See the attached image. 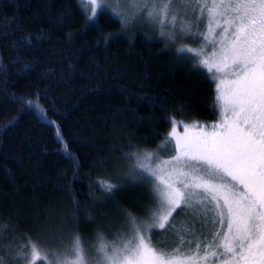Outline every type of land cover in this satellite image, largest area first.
I'll list each match as a JSON object with an SVG mask.
<instances>
[{
  "label": "trees",
  "instance_id": "trees-1",
  "mask_svg": "<svg viewBox=\"0 0 264 264\" xmlns=\"http://www.w3.org/2000/svg\"><path fill=\"white\" fill-rule=\"evenodd\" d=\"M91 15L83 0H0L6 262L23 246L37 244L44 256L47 240L70 244L77 234L92 248L97 227L112 233L125 211L144 219L151 192L121 175L127 155L168 158L176 152L174 127L218 118L215 81L189 51L143 22L118 19L108 6ZM106 183L117 187L108 193ZM186 212L171 217L181 235ZM183 236L200 244L211 237L200 230ZM31 251L19 264H32ZM49 257L35 264H51Z\"/></svg>",
  "mask_w": 264,
  "mask_h": 264
},
{
  "label": "snow or ice",
  "instance_id": "snow-or-ice-1",
  "mask_svg": "<svg viewBox=\"0 0 264 264\" xmlns=\"http://www.w3.org/2000/svg\"><path fill=\"white\" fill-rule=\"evenodd\" d=\"M92 5L93 20L97 10L108 5L109 0H87ZM116 7L110 11L118 19V8L131 3L138 14H147L150 20L161 26L171 25L173 33L193 39L202 37L203 47L219 43L218 63L202 65L226 71L233 79L227 82L222 96L225 113H230L219 125L221 131L201 132L196 137L177 138V155L162 164H180L188 171L173 169L176 179L160 177L163 167L153 168L149 163H138L139 175L153 184L154 199L158 208H166L160 215L153 210L152 224L141 222L129 213L132 224L130 237L122 246L100 243L89 248L77 234L70 244L61 241L60 250H52L40 255L35 244L23 246L21 253L12 261H5L0 255V264H19L28 260L24 255L32 249V264L36 260L52 256L51 264H206L209 255L223 259V264H264V0H112ZM199 9V15H196ZM135 15V14H134ZM205 16L208 18L207 33L193 31L199 28ZM194 18V19H192ZM220 28L219 39H215V29ZM163 34V32H162ZM210 36L213 37L210 39ZM191 51V49H180ZM221 83H224L223 81ZM29 106L31 102H28ZM215 129L217 125H212ZM170 143L166 138L163 149ZM155 158L153 153H145L144 160ZM223 181L215 183L214 181ZM187 181V182H186ZM230 181V182H227ZM180 184L181 188L175 185ZM243 191H237L238 187ZM116 185L106 183L103 189L111 193ZM204 194V199H197ZM210 198V199H209ZM222 201V204H221ZM215 205L208 207L207 205ZM178 209H192L202 228L218 223L220 229L209 230L212 243L201 252L200 242L186 241L174 223L173 213ZM187 214V212H186ZM203 217L202 220L199 218ZM166 226L179 237V245L166 250L154 244L152 233L165 230ZM194 228V225H193ZM226 229V230H224ZM185 234L193 229L184 227ZM103 240V237H100ZM196 243L195 254L183 251L185 244ZM95 251V258L92 253Z\"/></svg>",
  "mask_w": 264,
  "mask_h": 264
},
{
  "label": "rangeland",
  "instance_id": "rangeland-1",
  "mask_svg": "<svg viewBox=\"0 0 264 264\" xmlns=\"http://www.w3.org/2000/svg\"><path fill=\"white\" fill-rule=\"evenodd\" d=\"M87 6V8L90 10V13L92 14V5H90L87 0H83ZM209 3H211V0H209ZM110 9L112 7H116V4L112 2V0H109V3L107 5ZM103 8V7H102ZM99 10V9H98ZM97 10V11H98ZM118 10L121 12V18H123L124 20L127 21H131L132 22H137L140 21L141 23L143 22L146 25L151 26L153 29H156L160 34H164V37L171 41V42H175L177 43L176 48L180 49L181 47H184L185 49H191V51H189L188 53L192 55L193 58H195L196 62L198 63V65L203 68L204 70L208 71L209 73H211L212 78L215 81V85H216V105L218 108V118L216 121L213 122H195L192 121L189 124H186L183 128H179L178 126L174 127L172 129V131L170 132V137L172 138V141H174L176 143L177 138H181V140H183L184 137H196L198 136L201 132L204 133H212L213 131H221L219 125H221L224 120L226 118H230L231 114L230 113H225L224 111V101L223 99H218V97L222 96L224 93V89L227 86V82L231 79H233V77L230 74H226V71H217L216 68L213 66L211 67V70H209V66H204L202 65V61L204 60H208L209 61V65H215L216 63H218V54H219V49H220V45L219 43L212 45L209 44L206 48L203 47L204 45V40L202 37H198V38H191L188 36H184L181 38V36L179 34H177V38L176 39H172L170 38V34L173 33V29L171 27V25H164L161 26L158 22H155L153 20H150L147 17V14H138L137 13V8L133 5H131V3H127L124 4L122 7L118 8ZM135 14V15H134ZM196 15H199V9H197ZM194 19V18H192ZM208 30V18L207 16H205L203 22L200 24L199 28H193V31H199L201 33H207ZM221 33V29L220 28H216L215 29V39H219ZM213 37L210 36V39H212ZM183 48V49H184ZM224 83H221V82ZM212 125H217V127L214 129L212 127ZM176 146V145H175ZM176 152L171 155L168 158L162 157L161 155H157L155 154V158L152 159L151 161H145L144 160V154L145 153H151L149 151H145V152H139V153H134L132 155H127V160H126V171H123L121 173V175L124 178H127L128 180L133 181L134 183H139V181L145 182L147 188H149L150 192H151V197H152V205H150L149 212L147 213L148 215L145 216V218H141L139 216H134L132 214V216L136 217V224L138 227L142 228V223L146 221L149 224H152L154 222H158V221H154L151 213L153 210H158L160 215H165L167 213V209L166 208H158V204L157 201L154 199V194H153V184L155 183V181H150L148 179H144L139 175V170L137 168L138 163L141 162H145V163H149L151 167L156 168V167H163L166 168L165 171L159 173L160 177H163L165 179H167L169 176H172L173 179H176L175 173L173 172V169H177V170H183V171H188V169H183L181 167L180 164H169L167 166H164L162 164L163 161H170L172 160L173 157H175L177 155V147L175 148ZM129 159V160H128ZM187 182V181H186ZM215 183H222L223 181H219L216 180L214 181ZM230 182V181H227ZM177 188H181L182 186L180 184H176L175 185ZM237 191H243V189H241L240 187H238L236 189ZM197 199H204V194L203 192H201V195L199 197H197ZM210 199V198H209ZM222 204V201H221ZM208 207H214L215 205H207ZM188 211L191 214H185L182 213L181 216L179 217V219L181 220V225L182 229L184 227H188L190 229H193V231L196 233L197 231H201L202 233L209 235V230H213L215 231L216 229H220V225L217 223L215 225V228H213V225L211 223L208 224L207 228H202L201 223L198 222L197 217L192 215V209H188ZM130 212L125 211L124 212V218H122V220L120 221V226L114 230V229H110V231L112 233L105 235L104 233H100V227H97V233L96 236L94 237V241L91 244V247H98L100 243H108V244H115L117 247L122 246L123 242H126V240L130 237L131 231H132V224L129 218V214ZM171 219V217H170ZM200 220L203 219V217L199 218ZM189 224V225H188ZM194 225V228H193ZM177 227V226H176ZM166 227V231L165 230H157L154 231L151 235H152V240L154 244L158 243V247L160 248H164L166 250H171L168 249V246L170 244H172V247H177L179 245V239L177 235H173V230L169 229L167 231ZM181 227L177 228L180 229ZM181 230V229H180ZM226 230V229H224ZM113 234V235H112ZM183 235H192L191 232L187 233V234H183ZM103 237V240L100 239V237ZM211 236V235H209ZM184 238V236H183ZM201 239V241L206 240L208 244L212 243V236ZM62 241V240H61ZM61 241H52L51 240H47L46 241V250L52 251V250H58L59 247H61ZM187 241V240H186ZM63 243L65 244L66 242L63 241ZM37 247V250L40 252V255L43 256V252L42 249L35 244ZM194 244H185L183 247V251L188 252L189 254H195V250L196 247H193ZM197 246V245H196ZM201 247V252L199 253L200 257H203L206 253L203 249H205L207 247V245L205 243H201L200 244ZM45 251V250H44ZM32 253V251H31ZM30 253V263H32L33 257ZM93 257L95 258V251L93 252ZM53 257L50 256L49 260H52ZM39 260H36L35 262H38ZM201 264H204L203 261H201ZM206 264H223V259L221 258H217V257H212L211 255H209V259L206 262Z\"/></svg>",
  "mask_w": 264,
  "mask_h": 264
},
{
  "label": "flooded vegetation",
  "instance_id": "flooded-vegetation-1",
  "mask_svg": "<svg viewBox=\"0 0 264 264\" xmlns=\"http://www.w3.org/2000/svg\"><path fill=\"white\" fill-rule=\"evenodd\" d=\"M240 188L243 189L242 186Z\"/></svg>",
  "mask_w": 264,
  "mask_h": 264
}]
</instances>
